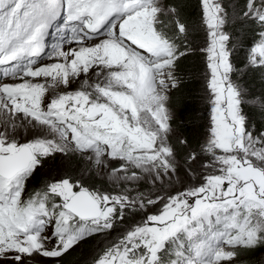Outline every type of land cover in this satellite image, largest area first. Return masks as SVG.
I'll list each match as a JSON object with an SVG mask.
<instances>
[{
	"label": "snow or ice",
	"instance_id": "6c2138e0",
	"mask_svg": "<svg viewBox=\"0 0 264 264\" xmlns=\"http://www.w3.org/2000/svg\"><path fill=\"white\" fill-rule=\"evenodd\" d=\"M198 2L193 25L179 0H0V264H65L96 237L86 264L264 253V129L244 110L252 99L264 114V95L242 83L264 73V0L231 14ZM196 55L210 117L193 141L170 104Z\"/></svg>",
	"mask_w": 264,
	"mask_h": 264
},
{
	"label": "trees",
	"instance_id": "16d2710c",
	"mask_svg": "<svg viewBox=\"0 0 264 264\" xmlns=\"http://www.w3.org/2000/svg\"><path fill=\"white\" fill-rule=\"evenodd\" d=\"M179 2L183 6V14L188 19L189 23L193 25H199L200 8H199L198 0H179ZM242 7H243V0H240L238 11ZM227 29L229 30V32H232L236 36H240L241 33L244 31L241 28L239 22L229 24ZM194 35L196 36L197 40L200 39L198 36V32L194 33ZM245 35L247 38L251 37V33H246ZM203 37L204 35H202V38ZM240 60H242L240 56L235 57V62L238 63ZM201 63H202V56L200 55H196L195 57H190L186 60H183V62H181L180 69H182L181 70L182 73L187 74L185 76L186 80L183 77L181 78L182 82L180 87L178 89L173 90L171 96V108L175 114V119L173 121V125L175 128L179 129L180 127H182L181 129L182 130L185 129L184 132L187 134V136H191L192 123L199 121H200L199 123L201 124L203 123V125L200 124L198 126V131H196L195 134L196 137L194 139L192 138L190 139L193 141H197L198 139L201 138V133L204 132V126L206 125L207 122V120L205 122L206 114L204 113V109L206 107L202 104L201 109H199L198 102L196 101L197 95L202 94L203 93L202 91L204 90L202 89L204 86H202L201 89L198 90L196 89L197 85H195L198 84L195 77L198 71L201 70V66H202ZM260 78L264 79V73L250 72L247 74V79L250 82H252V89H254L253 83H256L255 87L260 89V91H262L261 90L262 81ZM197 109L199 110L200 117L197 116L199 115ZM249 116L252 119V123H251L252 125H255L257 129H264V114H261V111L259 110L258 107L251 106L249 109ZM185 124L188 125L186 126ZM89 242L90 241H87L86 244H88ZM83 247L77 248L75 252H72L70 254L69 258H67L68 257L67 256L66 257L67 259L65 260V264H85L82 263L81 261L75 260L79 257L77 254L82 251ZM260 252L261 251L245 254L243 255V257L240 258V261H242L243 264H254V262L257 261L256 260L257 255ZM261 262H262L261 264H264V261Z\"/></svg>",
	"mask_w": 264,
	"mask_h": 264
},
{
	"label": "rangeland",
	"instance_id": "374dc122",
	"mask_svg": "<svg viewBox=\"0 0 264 264\" xmlns=\"http://www.w3.org/2000/svg\"><path fill=\"white\" fill-rule=\"evenodd\" d=\"M223 2L228 7V11H229L230 14L233 13V11L238 12L239 5H240V0L239 1L238 0H223ZM236 2H237V5H236ZM202 35H204V32L201 30V31L198 32V36H199L200 39L197 40V43L202 42V40H203ZM234 36H236V35H234ZM246 52H247V45L245 44L244 47H242L240 50H238L235 53L234 61H235V57H239V56L242 58V60L245 59ZM201 64H202L201 70L198 71V73L196 74V77H195L196 80H197V83H198V84H195V85H197L196 86V89H198V90H200L201 87L205 85V79H206L207 69H206V66H205L203 57H202V63ZM181 70L182 69H180V73L179 74L181 75V78L183 77L186 80L185 76L187 74L182 73ZM260 79L262 81V89L261 90L263 92L260 91V89H258V88L255 87V84L256 83H253L254 89H252V82H250L247 79V76L245 77V80L242 81V83H245L247 85L248 91L251 92L253 94V96H255V97H260V95H264V79H262V78H260ZM78 86H79V81H77V83L73 85V87H78ZM202 89H204L202 91L203 93L202 94H198L197 95V98H196V101L198 102V108L199 109H201L202 104L206 107L204 109V113L206 114L205 122H206V120H207V122H206V125L204 126V132L201 133V138L203 137V134L206 133V131H207V124L209 122V117H210L209 104H208L207 100L205 99V96L207 95V92L205 90V87H203ZM254 104H255V101L252 100V99H249L247 105L245 106V109L244 110H245V112H246V114L248 116H249V109H250L251 106H254ZM170 106H171V104H170ZM197 112L199 114V110L198 109H197ZM197 116L200 117V114L197 115ZM249 118H250V116H249ZM199 122L192 123V126H191V136H187V134L184 132L185 129L184 130L181 129L182 127H180L178 129V131L181 132V133H183L189 139H191V138L194 139L196 137L195 136L196 131H198V126L201 124ZM250 122L252 123V119L251 118H250ZM197 123H199V124H197ZM185 125L187 126L188 124H185ZM201 125H203V123ZM181 175L183 176V173H181ZM86 183L87 184H90V185H92L94 187H99V188L105 189L107 191H117L118 190L117 188H115L110 183V181L106 177H103V176H95L94 178H92L90 180H86ZM139 187H140L141 190H147L149 188V185L147 183H142ZM138 218L139 217H136V218L129 217L130 220L128 221V223H134L135 222V219H138ZM123 227H124V225H118L116 232L113 233V237H115L116 235H118L119 232L122 231ZM88 241H90L88 244L84 243V244H82L79 247V248H81V247H83L86 244L85 245L86 248L84 246L83 249H82V251L77 254L79 257L77 259H75V260L81 261L82 263H85V264H86L87 258L89 257V254L91 252H93L95 249H97L98 245H100V238L99 237L91 238ZM69 256L67 258H69ZM241 257H243V255ZM256 260L257 261H255L254 264H261L262 263L261 261H264V253L260 252L257 255V259Z\"/></svg>",
	"mask_w": 264,
	"mask_h": 264
}]
</instances>
